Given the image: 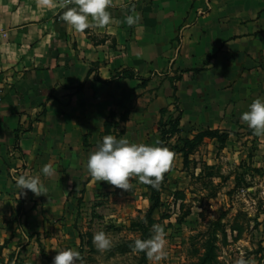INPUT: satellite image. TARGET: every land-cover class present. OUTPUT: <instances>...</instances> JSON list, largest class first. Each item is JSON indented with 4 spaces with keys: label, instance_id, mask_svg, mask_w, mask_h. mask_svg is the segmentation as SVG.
Returning <instances> with one entry per match:
<instances>
[{
    "label": "crops",
    "instance_id": "crops-1",
    "mask_svg": "<svg viewBox=\"0 0 264 264\" xmlns=\"http://www.w3.org/2000/svg\"><path fill=\"white\" fill-rule=\"evenodd\" d=\"M64 3L0 0V264L37 233L71 237L75 190L90 201L113 189L85 165L105 135L145 143L156 132L164 98L142 79L174 86L183 131L250 129L240 114L264 97V0H112L114 34L74 32ZM253 136L264 166V136ZM22 174L47 193H20Z\"/></svg>",
    "mask_w": 264,
    "mask_h": 264
},
{
    "label": "rangeland",
    "instance_id": "rangeland-1",
    "mask_svg": "<svg viewBox=\"0 0 264 264\" xmlns=\"http://www.w3.org/2000/svg\"><path fill=\"white\" fill-rule=\"evenodd\" d=\"M141 82L164 98L156 132L145 139L152 144L180 118V111L174 86ZM193 131L179 129L162 141L173 151L174 161L159 187H153L158 205L150 220L144 217L152 204L151 185L136 177L129 191L111 185L113 189L90 201H83L77 189L71 196L76 209L72 236L66 239L56 232V243L46 244L45 233H37L32 244L13 251L2 264L10 259L13 264H52L57 251L66 248L79 251L83 264H236L241 257L264 264V166L256 165L253 133L222 130L209 137L207 130ZM122 132L118 128L117 136ZM153 224L163 225L167 233V255L160 261L130 248L136 238H150ZM101 230L113 241L103 252L92 243Z\"/></svg>",
    "mask_w": 264,
    "mask_h": 264
},
{
    "label": "clouds",
    "instance_id": "clouds-1",
    "mask_svg": "<svg viewBox=\"0 0 264 264\" xmlns=\"http://www.w3.org/2000/svg\"><path fill=\"white\" fill-rule=\"evenodd\" d=\"M67 4L73 5L67 7ZM112 0H65V7L60 19L76 33L93 27L105 29L114 34L109 27L116 23L108 8ZM139 13L130 12L125 18L128 26L139 22ZM240 120L245 122L256 136H264V97H256L248 105V109L240 114ZM174 153L163 146L159 140L152 144L129 142L126 137L117 138L105 135L86 162L88 174L96 181H106L122 190L131 189L130 180L136 177L140 183L158 188L164 174L173 167ZM56 169L51 164H45L40 172L46 177H52ZM20 193L30 190L39 196L46 194L48 189L39 176L20 175L15 180ZM166 230L161 224L152 225L150 238H136L130 245L133 253H144L153 261H160L167 255ZM92 243L98 251H105L113 246L112 238L103 230L94 233ZM52 264H83L79 251L66 248L57 251ZM236 264H253V261L241 257Z\"/></svg>",
    "mask_w": 264,
    "mask_h": 264
},
{
    "label": "trees",
    "instance_id": "trees-1",
    "mask_svg": "<svg viewBox=\"0 0 264 264\" xmlns=\"http://www.w3.org/2000/svg\"><path fill=\"white\" fill-rule=\"evenodd\" d=\"M121 74H122V76L123 77H129V78H131L132 79V77H134L135 76V74L132 72V71H128V70H123L122 72H121ZM178 125H179V115L178 116H176V118L174 119V121L173 122H171L170 124H169V127L170 128H168V129H166V130H161L160 131V135H161V137H160V142H161V144H162V141L164 140V138H166V137H170L171 136V134H176V133H178V131H179V129H178ZM205 134H206V136H209V137H216L217 136V131H211V130H207L206 132H204ZM150 189L152 190V204H151V206L149 207V209H148V211H147V213H146V215H145V219H147V220H150V217H151V215H152V211H153V209L154 208H156L157 207V205H158V198H156L155 197V191H154V188L151 186L150 187Z\"/></svg>",
    "mask_w": 264,
    "mask_h": 264
},
{
    "label": "built area",
    "instance_id": "built-area-1",
    "mask_svg": "<svg viewBox=\"0 0 264 264\" xmlns=\"http://www.w3.org/2000/svg\"><path fill=\"white\" fill-rule=\"evenodd\" d=\"M0 33H1V30H0Z\"/></svg>",
    "mask_w": 264,
    "mask_h": 264
}]
</instances>
